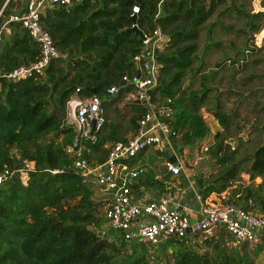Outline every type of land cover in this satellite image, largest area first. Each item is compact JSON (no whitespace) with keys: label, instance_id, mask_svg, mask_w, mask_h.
<instances>
[{"label":"trees","instance_id":"trees-1","mask_svg":"<svg viewBox=\"0 0 264 264\" xmlns=\"http://www.w3.org/2000/svg\"><path fill=\"white\" fill-rule=\"evenodd\" d=\"M4 1L0 0V7ZM249 2L82 0L45 10L41 24L58 56L40 79L0 78V170L14 172L0 184V264H255L251 254L264 250V238L253 248L247 243L233 246L223 228L201 242L198 235L188 234L156 246L137 239L123 240L111 228L100 234L104 203L94 198L92 184L74 167L76 155L66 150L75 149L77 140L82 156L96 164L105 160L108 142L126 140L119 132L115 106L134 90V85L122 78L139 73L133 57L144 51V45L133 28L142 34L158 28L166 41L154 52L158 74L150 95L159 118L172 130L174 152L200 150L201 140L211 135L202 110L220 126L204 151L212 167L206 173L198 171L193 178L197 192H201L199 198L204 201L211 194L227 191L221 204L264 214V107L260 122L248 127L233 124L230 117L237 113L234 109L224 112L222 92H211L210 80L215 73L205 72L204 59L212 48L221 46V41L214 39L216 32L235 30L239 37L254 29V19L264 12L248 11ZM133 6L138 7L134 20ZM23 10L24 0H10L2 19ZM233 17L241 27L228 21ZM260 29L261 25L257 31ZM235 53L241 59L224 54L215 67L226 60L231 66L244 61V49ZM37 55L38 44L27 30L19 23H9L0 42V69L9 71L30 64ZM247 79L250 76L244 75L241 82ZM111 86L118 88L115 95L106 93ZM76 89L83 96L92 95L94 90L105 109L113 113L94 142L78 140L74 125H66L67 102ZM124 102L130 108L124 129L133 135L146 107L133 100ZM166 106L170 113L160 115L159 110ZM241 128L250 139L240 136ZM21 169L27 173L25 181L20 177ZM242 173L248 175V183ZM257 178L260 181H255ZM164 180L155 178L149 168L132 189L141 184L165 192Z\"/></svg>","mask_w":264,"mask_h":264},{"label":"built area","instance_id":"built-area-1","mask_svg":"<svg viewBox=\"0 0 264 264\" xmlns=\"http://www.w3.org/2000/svg\"><path fill=\"white\" fill-rule=\"evenodd\" d=\"M82 0H24V10L21 13H10L5 19L2 14L10 2L5 0L0 7V42L2 34L9 23H19L33 40L38 44V55L30 64H21L9 71L0 69V78L10 81L40 79L52 59L58 56L50 34L42 27L41 16L48 8L54 6H70ZM138 12L133 6L131 16ZM166 36L158 29L149 34H143L144 51L135 55L133 61L138 65L139 73L123 81L134 85L127 99L138 101L145 105L146 111L138 121L137 131L127 140L116 141L108 146V152L102 163L91 164L82 156V146L75 140V149L68 147L67 152L76 155L74 167L80 171L83 179L92 184L94 198L104 203V223L98 231L104 235L111 228L123 240L137 239L151 246L172 237L198 235L197 240L211 237L217 229L223 228L231 236L230 245L243 243L258 244L264 238V214L251 213L245 209L224 205L215 201H204L199 206L197 218L178 209L174 197L168 192L157 198L139 199L132 186L139 177L148 172L144 164H135L132 160L148 149L159 155H175L177 163L165 159L164 167L172 176H179L183 163L174 152L170 137L172 130L168 123L161 120L156 113L155 105L151 102L150 91L156 85L158 64L154 59L156 49L163 46ZM116 86L106 90L108 95H115ZM68 115L75 120L79 129L78 140L94 142L106 122V109L102 100L96 94L83 96L79 90L71 95L67 102ZM170 108L166 106L159 110L160 115H168ZM207 149V143L201 145L200 151ZM168 156V157H170ZM29 167V166H28ZM31 168V167H30ZM14 174L8 169L0 170V184ZM23 181L27 178L24 169L19 171ZM98 200V199H96ZM189 229V232H188Z\"/></svg>","mask_w":264,"mask_h":264},{"label":"rangeland","instance_id":"rangeland-1","mask_svg":"<svg viewBox=\"0 0 264 264\" xmlns=\"http://www.w3.org/2000/svg\"><path fill=\"white\" fill-rule=\"evenodd\" d=\"M247 10L253 13L264 12V4L262 0H250L247 5ZM228 21L234 22L237 27L242 26L241 23L236 21L235 17ZM253 22L255 25L254 29H252L251 32L247 29V33L239 37L235 30L229 33L216 32L214 39H219L221 41V46L218 49L212 48L204 57L205 72L214 71L215 73V76L210 80L212 87L211 92L215 93L216 91H221L220 101L224 112L229 113L234 109L237 113L231 115L230 121L233 122V124L242 123L247 127L251 126L252 123L261 121L263 117L262 108L264 107V14L256 17ZM259 25H261L263 29L257 31ZM203 42L202 39L200 46L203 45ZM238 49H244V61L240 60L237 62L238 64H233L234 66H231L229 61L226 60L222 63L221 67H215V63L223 58L224 54L231 55L235 58L237 56L235 52H238ZM237 58L241 59L240 56H237ZM230 73L234 78L232 79L234 82L231 80ZM244 75H249L250 79L242 83L241 79ZM122 98V102L118 104L119 108H121L123 103H125L124 101L127 100L124 97ZM111 115V112L106 113L107 117H111ZM202 116L207 121L210 130L213 131L211 134H213L216 129H220L218 122L211 114L202 110ZM67 122L75 124V120L69 115ZM239 134L243 136L245 140L251 137V135H248L247 138V133L244 128L240 129ZM211 140L212 136L210 135L207 141ZM177 155L182 159H184V157L189 159L196 158L198 161V164H196L198 171H203L202 169L204 167H209L208 164L205 165L207 161L204 152L196 149V147L193 148V150L191 148L186 149L184 152L178 151ZM186 167L188 168L189 166H185V169ZM241 177L245 183L249 182L246 173H242ZM184 179V174H182L181 179L178 181L183 184ZM255 181L258 182L260 179L257 178ZM192 197L195 198L194 193H192ZM96 199L99 201V198ZM260 243H263V240ZM260 243L258 244L260 245ZM258 244L248 245L250 248H253L259 246ZM251 256L255 260V264L264 263V250L258 255L251 254Z\"/></svg>","mask_w":264,"mask_h":264},{"label":"crops","instance_id":"crops-1","mask_svg":"<svg viewBox=\"0 0 264 264\" xmlns=\"http://www.w3.org/2000/svg\"><path fill=\"white\" fill-rule=\"evenodd\" d=\"M127 96H128V94H126L124 96V98L126 99ZM120 103H118V104H120ZM137 103H139V102H137ZM118 104H116V106H115L119 110V116L116 118V122L120 126L119 132L121 134H123V137L127 140L131 136V133H130V130L126 131L124 129V127L127 126L126 121H127L128 115L130 114L129 113L130 108L127 107L125 105V103H123L122 107L119 108ZM107 112L112 113V111H109V110H106V113ZM112 117H113V113H112L111 117L106 116V121H109ZM74 127H75V124H74ZM212 132L213 131H211V133ZM208 138L201 140L200 145H203V144L209 142V141H207ZM112 143L113 142L110 141L106 145L110 146ZM184 151H182V152H184ZM156 155H157V157H156ZM168 155L170 156L169 152H168ZM170 157L165 156L164 154L158 155L152 149H148L144 153L135 157L132 160V162L135 164H144L148 167V169L149 168L152 169V175L155 178L164 177L166 189H167V191H170L169 193L174 197V204L178 207V209L180 211L188 214L192 220H194L198 217L197 211H198L201 203H203L204 201H215V202L220 203L221 198L227 194V191L223 192L221 195L211 194L204 201H202L199 198V194L197 192V188H196V185H195L194 180H193L194 175L198 172V169L196 166V164H198L197 159L196 158L189 159L186 157H184V159H182V158H179V156H178L180 161L183 163V165H182L183 169H182L179 176H172L171 174H169L166 171V169L164 167L165 159L166 158L168 159ZM95 163H98V162L96 161ZM186 164L189 167L188 168L186 167V169H185V166H187ZM207 164L209 167L208 168L204 167L202 169L203 172H205V173L210 170L209 168L211 166L210 161H207V163L205 165H207ZM28 166L32 167L33 164L30 163ZM182 174H184V177H185L183 184L181 183L180 186H177L176 183L178 184V182H179L178 180L181 179ZM168 181H170V182H168ZM172 189L174 191H172ZM133 191H134L136 197H138L139 199H142V200L149 199V198H157L161 195H165L168 193L167 191L161 192V191H159L157 189H153V188L148 189V188H145L141 184L138 185ZM192 193L195 194V198L192 197Z\"/></svg>","mask_w":264,"mask_h":264},{"label":"water","instance_id":"water-1","mask_svg":"<svg viewBox=\"0 0 264 264\" xmlns=\"http://www.w3.org/2000/svg\"><path fill=\"white\" fill-rule=\"evenodd\" d=\"M134 18H135V16L133 15V16H132V20H134ZM133 29H134V30L140 35L141 38H143V34H142V32H141L139 29H137L136 27H134ZM122 83H124V82H122ZM92 93L95 94L94 90H92ZM136 102H138V101H136ZM68 124H71V123L67 122L66 125H68ZM73 125H74V124H73ZM75 128H76V136L78 137V136H79V129H78V127H77L76 125H75ZM169 160H170L171 162H175V163L178 162V161H177V158H176L175 155H172V156L169 158ZM200 193H201V192L198 191V194H200ZM188 232H189V229H188Z\"/></svg>","mask_w":264,"mask_h":264}]
</instances>
